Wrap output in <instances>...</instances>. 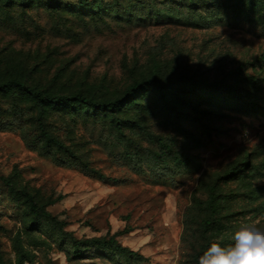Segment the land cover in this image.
<instances>
[{
	"label": "rangeland",
	"instance_id": "374dc122",
	"mask_svg": "<svg viewBox=\"0 0 264 264\" xmlns=\"http://www.w3.org/2000/svg\"><path fill=\"white\" fill-rule=\"evenodd\" d=\"M253 2L0 0V83L99 101L145 77L181 84L165 96L174 111L144 89L118 121L0 92V177L58 222L0 180V264H198L239 223L264 225V6ZM113 237L136 256L77 245Z\"/></svg>",
	"mask_w": 264,
	"mask_h": 264
},
{
	"label": "trees",
	"instance_id": "16d2710c",
	"mask_svg": "<svg viewBox=\"0 0 264 264\" xmlns=\"http://www.w3.org/2000/svg\"><path fill=\"white\" fill-rule=\"evenodd\" d=\"M27 1V0H23ZM253 5L255 7L262 4L264 6V0H261L260 2L256 3L258 0H254ZM188 82L192 85V87H217L220 88L222 86H228L226 81H216L213 83L200 81L195 79L193 76L187 77ZM243 80V79H242ZM245 80H248L250 83L254 82L253 78H247ZM241 82V81H240ZM14 88L24 91L25 93L31 95L34 97L40 104L46 105V104H53V105H70L74 106L76 104H81L85 108H89V112L92 110V112L96 113L100 111L101 109L104 110V112H107L111 115H113L115 121H118L116 118L117 112H119L122 107V103L132 101L135 98L139 96L142 90L147 89L151 93H153L158 99H160L169 110L174 111L173 107L169 105V103L166 101L165 96L166 94H175L180 91L181 84L178 80H171V79H162L159 76L155 75L152 77H145L141 80H136L133 82L132 85L128 87L126 92L124 93L123 97L117 100L113 101H99L95 98L76 93L71 96H59L52 94L50 92L46 91H37V90H31L28 87H26L23 83L18 81L17 79H10L7 82L0 83V92H8L13 90ZM117 125L120 127L121 123L117 122ZM44 136L48 143L54 142L58 146H61L60 143L57 141H54L46 132H44ZM242 167H245V169L250 168V160L249 158H245L242 162ZM95 174H98L95 172ZM237 174V171L234 169L230 171V176H235ZM0 180L9 188L10 194L19 200H23L25 204L30 209L31 213L35 215V217H44L47 220L52 221L53 223H57V220L49 215L43 208L39 207L37 203L35 202V199L32 195H30L26 191H20L15 188L10 178L6 177H0ZM217 197L216 195H212L209 203L207 204V210L211 213V215L215 216L219 213V204L217 203ZM36 219L35 221H37ZM214 224V222H213ZM206 225V224H205ZM215 225V224H214ZM84 246L85 248H94L97 251L102 252H110L111 254H126L129 257L136 256L134 253L130 252L128 249L122 247L118 244L115 237L111 239H89L82 244H77ZM80 251L77 250L75 254H79ZM27 262L22 261L21 264H26Z\"/></svg>",
	"mask_w": 264,
	"mask_h": 264
},
{
	"label": "clouds",
	"instance_id": "9594fccd",
	"mask_svg": "<svg viewBox=\"0 0 264 264\" xmlns=\"http://www.w3.org/2000/svg\"><path fill=\"white\" fill-rule=\"evenodd\" d=\"M232 243H212L199 256L198 264H264V225L257 221L239 223Z\"/></svg>",
	"mask_w": 264,
	"mask_h": 264
},
{
	"label": "built area",
	"instance_id": "2783aa9c",
	"mask_svg": "<svg viewBox=\"0 0 264 264\" xmlns=\"http://www.w3.org/2000/svg\"><path fill=\"white\" fill-rule=\"evenodd\" d=\"M26 264H28V263H26Z\"/></svg>",
	"mask_w": 264,
	"mask_h": 264
}]
</instances>
